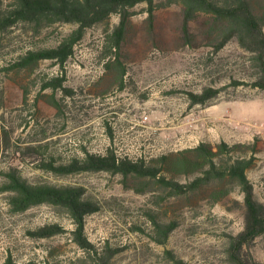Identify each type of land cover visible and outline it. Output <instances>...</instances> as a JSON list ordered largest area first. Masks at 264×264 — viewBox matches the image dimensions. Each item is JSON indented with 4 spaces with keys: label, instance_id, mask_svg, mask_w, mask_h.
Wrapping results in <instances>:
<instances>
[{
    "label": "rangeland",
    "instance_id": "rangeland-1",
    "mask_svg": "<svg viewBox=\"0 0 264 264\" xmlns=\"http://www.w3.org/2000/svg\"><path fill=\"white\" fill-rule=\"evenodd\" d=\"M214 1L228 5L234 0ZM248 1L264 29V1ZM129 13L118 50L104 58L106 35L119 22L112 15L86 30L62 70L49 60L33 69L13 65L28 51L55 45L74 25L36 30L18 23L0 32V171L13 166L31 183L83 188L97 207L85 218V233L95 247L107 242L118 249L112 264H231L229 241L243 231L245 217L237 186L213 202L210 195L217 186L185 197H169L157 186L139 194L125 187L120 175L56 176L38 167L42 159L65 162L85 151L104 154L110 149L119 157L149 161L200 143L216 151L226 142L241 147L238 156L253 158L247 176L255 200L264 205V90L250 86L248 54L236 38L215 51L225 24L212 15L197 13L185 33L180 4L155 0L152 14L145 3ZM114 59L125 70L122 88L104 67ZM56 76L63 77L62 87L71 94L41 90L43 79ZM205 88L220 92L205 105L191 106L188 93ZM2 183L0 175V264L7 259L17 264H93L73 243V225L64 210L39 205L14 213ZM152 216L177 225L165 245L151 240ZM50 225L63 232L48 238L34 235ZM244 252L264 264V235L246 244Z\"/></svg>",
    "mask_w": 264,
    "mask_h": 264
},
{
    "label": "trees",
    "instance_id": "trees-1",
    "mask_svg": "<svg viewBox=\"0 0 264 264\" xmlns=\"http://www.w3.org/2000/svg\"><path fill=\"white\" fill-rule=\"evenodd\" d=\"M154 1L0 0V32L18 23L31 24L36 30L56 23L74 25L75 28L60 37L55 45L28 51L13 65L20 70L33 69L40 61L49 60L62 70L88 28L94 24L106 23L112 15H118V24L106 35L103 45L105 58V54L119 49L125 37L129 10L145 3L152 14ZM164 4L182 6L185 33L189 22L197 13L212 15L215 20L224 23L225 27L220 30L215 51H220L229 40L236 38L240 47L248 54L246 71L250 75V86L264 90L263 21L248 0H234L228 5H221L214 0H164ZM104 67L116 75L115 80L122 88L125 70L119 60H108ZM63 81V77L58 76L49 80L43 79L41 90L50 89L55 92L63 89ZM63 91L71 94L66 89ZM219 92V89L205 88L200 93H188L190 105H205L217 97ZM49 103L58 108L54 101ZM239 148V145L220 142L214 151L206 144L200 143L191 149L162 154L149 161L119 157L110 149L104 154L85 151L65 162L42 159L38 167L56 176L82 172L120 175L124 186L139 194L157 186L169 197H185L217 186L211 191L213 202L224 198L232 192L233 186H237L243 195L245 206L244 228L241 233L230 239L227 255L231 264H259L246 255L244 246L264 235V205L255 200L253 186L247 176L253 158L238 156ZM0 175L3 177L2 192L7 193V203L12 212L23 213L39 205H50L64 210L73 225V243L89 256L93 264H112L118 249H113L107 242L100 248L95 247L85 233V218L96 212L97 207L85 197L83 188L31 183L13 166L2 169ZM226 184L229 188L224 187ZM152 225L151 240L158 245H165L177 226L174 221L164 223L156 216H152ZM62 232L63 229L59 225H50L38 229L34 235L48 238ZM4 264L17 263L7 259Z\"/></svg>",
    "mask_w": 264,
    "mask_h": 264
}]
</instances>
